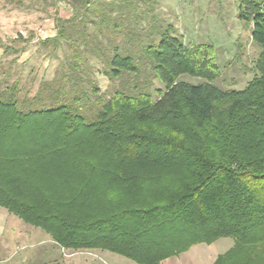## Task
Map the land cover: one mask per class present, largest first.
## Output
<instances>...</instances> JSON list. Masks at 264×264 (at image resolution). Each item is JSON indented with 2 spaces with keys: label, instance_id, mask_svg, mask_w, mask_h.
I'll return each mask as SVG.
<instances>
[{
  "label": "trees",
  "instance_id": "trees-1",
  "mask_svg": "<svg viewBox=\"0 0 264 264\" xmlns=\"http://www.w3.org/2000/svg\"><path fill=\"white\" fill-rule=\"evenodd\" d=\"M56 1L71 16L42 43L67 48L68 72L30 99L0 87V207L62 249L159 264L229 237L213 264H264V0H237L258 48L240 91L212 85V45H185L171 26L139 30L149 0ZM88 57L117 82L112 94L99 93Z\"/></svg>",
  "mask_w": 264,
  "mask_h": 264
},
{
  "label": "rangeland",
  "instance_id": "rangeland-1",
  "mask_svg": "<svg viewBox=\"0 0 264 264\" xmlns=\"http://www.w3.org/2000/svg\"><path fill=\"white\" fill-rule=\"evenodd\" d=\"M149 1L139 30L171 26L185 45H212L220 70L212 85L222 91H240L251 82L255 76L251 67L258 48L250 40L249 26L237 18V0ZM70 16L71 8L56 0H0V87L15 84L18 97L30 99L41 82L55 80L57 72H68L67 64L60 65L69 54L67 48L55 50L42 42L56 34L55 18ZM5 47L7 54H3ZM87 66L99 93L112 94L117 82L111 83L101 74V64L88 57ZM179 79L190 84L203 82L187 75ZM163 88L158 80L152 81L150 91L154 99L153 91ZM0 210L4 214L0 221V264H136L106 250L62 249L41 229L22 222L4 208ZM233 243L229 237L210 244L196 243L159 264L171 258L187 264H213Z\"/></svg>",
  "mask_w": 264,
  "mask_h": 264
},
{
  "label": "crops",
  "instance_id": "crops-1",
  "mask_svg": "<svg viewBox=\"0 0 264 264\" xmlns=\"http://www.w3.org/2000/svg\"><path fill=\"white\" fill-rule=\"evenodd\" d=\"M3 217H4V214H3L2 210H0V221L2 220ZM7 217H9V216H7ZM163 264H187V263L182 261V260L176 259V258H171Z\"/></svg>",
  "mask_w": 264,
  "mask_h": 264
}]
</instances>
